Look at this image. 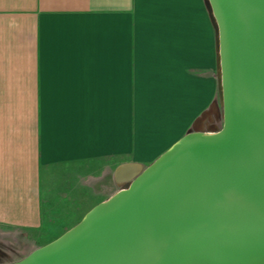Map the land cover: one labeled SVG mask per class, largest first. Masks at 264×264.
Instances as JSON below:
<instances>
[{
  "label": "crops",
  "instance_id": "1",
  "mask_svg": "<svg viewBox=\"0 0 264 264\" xmlns=\"http://www.w3.org/2000/svg\"><path fill=\"white\" fill-rule=\"evenodd\" d=\"M215 69L204 0H0V225L39 226L43 166L151 162L215 101Z\"/></svg>",
  "mask_w": 264,
  "mask_h": 264
},
{
  "label": "water",
  "instance_id": "2",
  "mask_svg": "<svg viewBox=\"0 0 264 264\" xmlns=\"http://www.w3.org/2000/svg\"><path fill=\"white\" fill-rule=\"evenodd\" d=\"M204 1L221 112L148 164L119 163L120 188L3 264H264V0Z\"/></svg>",
  "mask_w": 264,
  "mask_h": 264
},
{
  "label": "rangeland",
  "instance_id": "3",
  "mask_svg": "<svg viewBox=\"0 0 264 264\" xmlns=\"http://www.w3.org/2000/svg\"><path fill=\"white\" fill-rule=\"evenodd\" d=\"M215 101L221 112L218 90ZM218 124L221 125V119ZM121 162L124 160L119 157L103 156L43 166L41 223L26 230L0 225V264L17 260L55 238L75 224L92 205L120 188L114 169Z\"/></svg>",
  "mask_w": 264,
  "mask_h": 264
}]
</instances>
